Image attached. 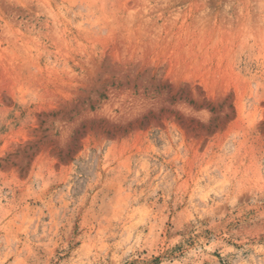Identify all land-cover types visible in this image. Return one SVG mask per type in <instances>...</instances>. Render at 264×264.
Masks as SVG:
<instances>
[{
    "label": "rangeland",
    "instance_id": "1",
    "mask_svg": "<svg viewBox=\"0 0 264 264\" xmlns=\"http://www.w3.org/2000/svg\"><path fill=\"white\" fill-rule=\"evenodd\" d=\"M0 264H264V0H0Z\"/></svg>",
    "mask_w": 264,
    "mask_h": 264
}]
</instances>
